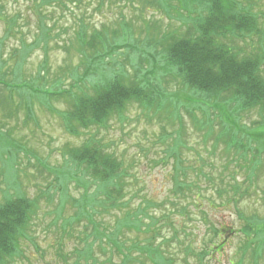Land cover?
Here are the masks:
<instances>
[{"label": "rangeland", "instance_id": "rangeland-1", "mask_svg": "<svg viewBox=\"0 0 264 264\" xmlns=\"http://www.w3.org/2000/svg\"><path fill=\"white\" fill-rule=\"evenodd\" d=\"M151 1L62 0V6L52 4L38 9L45 17L40 23L33 0L1 2L4 12L17 14L19 19L0 46V80L31 91L15 90L18 92L12 95L10 91L0 92V98L11 96L13 105V110L0 111V203L5 196L21 194L37 201L32 220L17 242L20 254L9 264H76L72 251L83 246L80 239L86 223H63L79 214L74 201L80 202L84 193L77 179L86 177L75 173L67 151L80 147L91 137L100 142L105 153L121 161L128 173L129 188L124 199L127 208L100 213L97 220L102 221L105 230L122 228L119 238L126 245L135 240L142 244L146 235H154V244L162 248L166 257H172L174 264H254L249 253L242 255L244 244L252 239L246 240L240 230L249 216L264 217V172L257 181L253 179L249 188V155L243 160L236 150L227 151L221 138L217 139L220 129L228 128L223 113H214L211 137H207L208 130L200 129L204 117L197 108L205 110L206 101L184 89L169 70L165 71L164 46L159 41L160 35L173 30L183 32V18L187 15L180 13L176 2L163 7L158 5L162 0H154V5ZM251 11L259 17L264 39V0H256ZM41 23L50 30L47 40L41 39ZM81 28H85L87 37L102 32L113 47L111 56H106L103 63L93 62L90 71L120 75L122 70L130 80L146 86L149 83L157 90L156 99L160 92L164 95L158 99L163 110L147 111L131 104L122 117H113L106 128L89 129L72 137L66 133L60 115L69 109L64 99L47 105L42 99L26 95L69 89L78 81L89 86L88 81L78 80L95 78L85 71L77 46L76 34ZM4 35V25L0 23V39ZM20 39L25 45L36 43L29 54L23 55ZM254 41L257 43L256 38ZM235 44L249 53V39L236 38ZM99 50L105 53L107 48ZM231 111L226 110L236 120ZM237 118L233 125L245 137L264 138V129L257 131L263 124L255 111L239 113ZM262 138L258 139L264 141ZM9 160H15L14 164ZM177 161L187 171L186 177L174 172ZM12 165L13 170L9 168ZM176 180L189 187L177 191ZM147 204L150 223L139 231L130 225H116L126 210ZM143 230H148V234H141ZM218 230L219 239L214 235ZM221 242L224 247L220 250L216 246ZM209 248L214 251L206 257L204 251ZM110 249L106 246L104 257H100L104 264ZM58 254L65 255V259L61 260ZM152 259L146 257L143 262L160 264ZM112 260L120 262L118 257Z\"/></svg>", "mask_w": 264, "mask_h": 264}, {"label": "trees", "instance_id": "trees-1", "mask_svg": "<svg viewBox=\"0 0 264 264\" xmlns=\"http://www.w3.org/2000/svg\"><path fill=\"white\" fill-rule=\"evenodd\" d=\"M2 1L0 0V23L4 25L5 35L0 39V46L10 36V32H13L19 19L17 14L8 15L4 12L5 5L1 3ZM255 1L242 0L238 3L237 0H162L158 2V5L163 7L176 2L180 13L187 15L183 18L186 21L183 32L173 30L159 37V41L164 46V69L169 70L172 77L178 79L184 89L198 98L205 99L203 106L206 109L202 110L201 107L197 110L203 113L204 120L200 123V129L208 130L207 137H211L213 132L216 118L214 113L224 114L222 115L228 128L223 126L217 139L221 138L227 151L236 150L239 158L246 160L249 155V188L253 179L257 181L258 176L263 175L264 172L262 171L264 141L258 139L262 138L261 136L245 137L233 124L238 121L237 114L255 111L263 124L257 131L263 132L262 129H264V39L258 23L259 17L251 11ZM151 2L152 5L155 4L154 0ZM52 4L63 5L62 0H33L36 10L34 12L39 16V23L43 22L45 17L38 9ZM193 15L196 18L192 17ZM40 29L41 39L47 40L50 30L46 29L43 23ZM87 36L85 28H81L76 34V42L79 53L84 58L85 71L95 77L93 80L89 76L88 79L78 80L88 81L89 86L77 80L78 84L70 86L69 89L53 93H37L38 96L25 92L26 95L28 94L30 98L42 99L47 105H50L52 100L64 99L69 109L60 115H62L66 133L72 137H79L81 132L89 129L106 128L113 117H122L131 104L147 111L163 110L158 105V99L164 98V95L160 92V97L156 99V89L149 83L146 86L128 79L126 71L121 70L120 75L92 73L90 66L93 62L103 63L106 56H111L113 47L108 44L107 37L105 38L102 32ZM236 38L249 39V53L236 46ZM254 38L257 39V43ZM45 40L43 42L46 43ZM20 43L24 47L23 55L29 54L36 45V43L25 45L23 39H20ZM103 46L107 48L105 53L99 50ZM86 51H90L91 54H87ZM20 89L31 91L26 86H8L0 80V92L10 91L11 94ZM10 99V95L8 98L5 95L0 98V111L6 113L9 108H12ZM226 110H232L231 113H234L236 120H232ZM194 122L198 124L197 120ZM251 131L257 132L255 129ZM67 157L68 162L75 167V173L86 177L85 180L77 179L80 181L78 186L84 193L80 202L74 201L79 214L69 222L63 223V226H71L80 221L86 223L82 231L83 238L80 239L83 246L72 251V255L76 258L74 263L104 264V260L100 257H104L105 247L109 246L111 251L106 260L107 264H145L143 259L146 257L153 258V261L160 264H174V259L170 256L166 257L162 248L154 244V235H149L148 230L141 232V234H148L142 244L135 240L126 245L119 238L122 228L115 227L114 230L108 231L101 224L102 221L97 220L100 213L127 208L124 199L126 189L129 188L126 182L128 173L121 161L112 154L105 153L103 146L94 137L89 138L78 148L68 149ZM9 162L14 164L15 160H9ZM176 165L180 170L175 167L174 172L186 177L187 171L181 167V162L177 161ZM9 168L13 170L15 167L12 165ZM64 179L69 180L67 176ZM175 185L177 191L189 187L177 180ZM262 192L261 200L264 203V190ZM21 195L5 196L4 201L0 203V264H9L20 254L17 243L19 236L25 229L27 230L37 206V201L27 199L24 194ZM149 206L147 204L143 205V208L126 210L121 219L122 223L116 221V225H130L134 227L133 230L139 231L140 227L150 223L151 216L147 214ZM146 220L147 223H145ZM88 228H91L90 232ZM220 232L218 230L214 234L217 239L220 237ZM151 233L154 234L153 231ZM240 233L246 237V240L252 239L251 242L244 244L242 255L249 253L254 264L264 263V217L249 216V219L244 221ZM223 247L224 243L216 246L220 250ZM213 251L214 249L209 248L204 251V254L209 257L211 256L209 252ZM58 257L61 260L65 259V255L62 254H58ZM114 257L120 258V262H113Z\"/></svg>", "mask_w": 264, "mask_h": 264}]
</instances>
